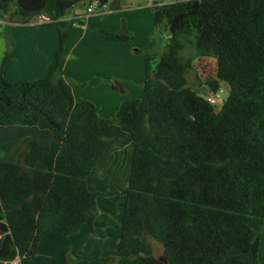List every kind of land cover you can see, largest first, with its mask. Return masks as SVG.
<instances>
[{
	"label": "trees",
	"instance_id": "trees-1",
	"mask_svg": "<svg viewBox=\"0 0 264 264\" xmlns=\"http://www.w3.org/2000/svg\"><path fill=\"white\" fill-rule=\"evenodd\" d=\"M0 0V18L26 24L40 14L57 29L47 74L7 81L0 73V126H35L0 160V264L35 255L44 235H69L96 217L86 179L110 143L130 145L119 242L99 264H258L264 227V0H169L154 5L167 30L161 53L144 55L143 91L124 99L111 118L88 100L75 102L63 77L65 40L80 2ZM109 41L125 42L100 29ZM216 60L220 108L187 84L192 57ZM3 67V66H2ZM1 67V70H2ZM53 141L39 143L38 132ZM107 193L104 195H112ZM160 242L156 257L149 238ZM81 258V257H78ZM166 259L165 261L159 260Z\"/></svg>",
	"mask_w": 264,
	"mask_h": 264
},
{
	"label": "rangeland",
	"instance_id": "rangeland-1",
	"mask_svg": "<svg viewBox=\"0 0 264 264\" xmlns=\"http://www.w3.org/2000/svg\"><path fill=\"white\" fill-rule=\"evenodd\" d=\"M166 1L169 0H119V4L114 10L109 9L110 0L108 1L106 7L101 9L97 7L98 5L96 2H92L90 5L95 8L94 12L96 13V15H93L87 20L84 17H80L79 19L84 24L87 23L86 24V29L88 30L87 36L84 39H82V34L84 32V29L79 27V25H73L74 27H71L68 37L65 40L66 54H65V60L62 65L63 75H65L64 66L66 65L68 59L69 61L67 64V71L72 70L76 73H79L80 70H77V67L83 68V71L79 73V75L83 77L82 78L83 80L76 81L75 79L68 78V81H70L73 85L72 90L74 89L76 91H82L85 88V90L91 91L94 90V88H96V86L99 85L100 83V97L102 99L105 98L106 96V94L103 91L106 89H102V86H104V84H107L110 88H112V85L118 86L117 83L120 81L118 79H121V81H123L129 87V89L130 88H132L133 90L137 89L138 85L135 83L136 82L135 75L138 72V66L139 68H141V75L142 72L144 75V55L154 52L161 53L165 49L167 44V37H168L167 30L165 29L163 24L156 25L154 22V5L156 3H163ZM87 5L88 4L85 2H80L70 10V13L76 12L77 14L83 15ZM13 10H14V6H11L9 12L4 14L3 18H0V51L2 47H4V45L6 48V44L7 47L13 45L14 41L12 39V36L15 37L16 39V37H20V36L28 37L29 34L28 40L31 39V43H33L37 39V36H48L50 32H55V34H57L55 28L56 26L54 24L47 23V24L34 25L28 23L29 25H24L9 20L8 18L13 16L12 14ZM75 22H78V20H76ZM123 24L126 30L125 34L128 35L129 39L128 41L125 42L115 43L116 44L115 46L119 47L118 49H115L116 50L115 59L117 58V61L120 66L109 65L108 68H113L114 70L106 73L105 76H102L100 74V77H96L95 79H93L94 76L92 75L93 74L95 75V73H91V70L95 68V64H97V55L95 54V52L92 53L91 49L93 48L99 49V47L97 46V39L104 40L99 30L105 29L109 32L118 33L120 30H122ZM111 25L115 27V30L107 29V27L113 29ZM7 51L5 49L6 54ZM6 54L3 55L2 58L0 55V59H1L0 68L4 65V59L6 57ZM180 55L183 58L192 57V67L186 70L185 72L187 84L202 95H204L206 92H211L212 90L206 84V81L215 77V70H216L215 58L195 56L194 49L189 44H186L185 48L180 52ZM104 61H105V57L103 53V48L102 46H100L101 73H103L106 70V67L101 65L104 64ZM219 89L222 90L220 92V99L223 100V98H225L227 93V85L225 83H219ZM118 92L120 93V90H118ZM134 93L135 92H133L130 95H134ZM125 95L126 94L121 93V96H125ZM131 97H135V96H131ZM220 105L221 102L218 108H216V110L219 109ZM21 128L28 129L30 127L0 126V160L4 158V155L13 147L14 143L16 142L15 140V137L17 135L16 129L25 130ZM43 132H45L44 134H51V132L48 130H43ZM41 142L44 143L43 138ZM47 143L49 144H47L46 146L51 145V142L48 141ZM107 166H109L111 169L115 168L113 167L114 165H112L111 162H109ZM117 168H119V172L122 173L124 170L123 163L122 165L120 164L117 165ZM91 176L89 177V179L91 178ZM107 180L101 179L100 183L102 187L105 188V187H110L112 185L111 182H108L107 185L106 183ZM120 196L121 193H119L118 190V192L115 193L114 196L115 200L112 199V201H114L113 202L114 210H116L115 205L119 199L117 197ZM102 197L105 198V195L102 194ZM104 203L106 206V201ZM108 207H110V205H108ZM108 212H103L102 214L104 218L110 219L108 227H110L111 232H114L119 226L118 214L114 213L112 215ZM102 228H103V224L101 223L100 231H102L101 230ZM81 234L82 235H79L81 236L80 237L81 239H85L89 241L90 239L89 231L86 230L85 233L83 231V233ZM45 236L46 237L43 236V238H50L49 236L62 237L63 235L49 234ZM149 240L153 245L154 255L156 257L161 256L163 253L162 244L151 237L149 238ZM87 241H82L81 243L83 244L84 242L85 244ZM40 242H44V241L38 242V247L36 248L35 255L28 258L26 264H73L72 262H68L67 260L64 263L60 262L59 258L63 257V255L59 256L57 252L58 250H56V248L54 247H45V248L42 247L43 243L39 245ZM94 246H95L94 249L98 250L97 244L95 242L94 243L88 242L87 248L92 249ZM80 260H84L85 262L81 261L84 262V264L89 263L86 261L97 262L96 260H91L86 258H80ZM97 264L99 263L97 262Z\"/></svg>",
	"mask_w": 264,
	"mask_h": 264
},
{
	"label": "crops",
	"instance_id": "crops-1",
	"mask_svg": "<svg viewBox=\"0 0 264 264\" xmlns=\"http://www.w3.org/2000/svg\"><path fill=\"white\" fill-rule=\"evenodd\" d=\"M111 2L112 0H110V3ZM70 10L67 12L66 19L78 17L81 15V14H77L76 12L70 13ZM86 24H84L83 26H79L84 29V32L82 34V39H84L88 34V30L86 29ZM24 25H29V24L26 23ZM111 26L113 29H111L110 27H107V29L115 30V27L113 25ZM56 33H57V29H56ZM28 38H29V34L28 37L20 36V37H16V39L15 37L12 36V39L14 41L13 45L7 47L6 44V48L4 45V47H2L0 51V55L2 58L3 55L6 54L5 49L6 51L8 50L6 57L4 59V65L2 67V70L0 68V73H2L3 77L9 82H15L18 80H33L36 78L44 77L47 74V65L53 59L54 54L58 48V34H55V32H50L48 36H37V39L33 43H31V39L28 40ZM103 39L104 40L97 39V46L99 47V49L96 48L91 49L92 53L95 52V54L97 55V64H95V68L91 70V73H95V75L94 74L92 75L94 76L93 79H95L96 77H100V74L102 76H105L106 73L114 70L113 68H108L109 65L120 66L117 61V58L115 59L116 56L115 49L119 48L118 46H115L116 45L115 43H117V41H109L106 40L105 38ZM100 46H102L103 48V53L105 57L104 64H101L106 67V70L103 73L100 72ZM68 61L69 59L67 60L66 65L64 66L65 75H63L62 72L63 62L61 64L60 70L63 77L66 78L67 80L68 78L75 79L76 81L83 80L82 79L83 77L79 75V73L83 71V68L77 67V70H80L79 73H76L72 70L67 71ZM118 80H120L117 83L118 86L112 85V88H110L107 84H104V86H102V89H106L103 90L104 93L106 94L105 98L101 99L100 97V83H99V85H97L96 88H94V90L91 91L85 90V88L82 91H76L73 89L72 90L73 99L75 102L81 100H88L97 107L98 115L100 117L111 118L110 116L114 114L116 108L124 99L130 98L131 96L139 97L142 95L141 91H143L144 75L143 72L141 75V68H139V66H138V72L135 75V81H136L135 83L138 85L137 89L135 90H133L132 88L129 89V87L123 81H121V79ZM118 90H120V93L118 92ZM133 92H135L134 95H130ZM121 93L126 95L121 96ZM10 126H22V125H10ZM29 127L30 128L28 129L21 128L25 130L16 129V134H17L15 137L16 142L23 137L32 136L36 132L35 126H29ZM43 130H47V129L39 130L38 137L40 143L46 146L47 144H49L47 143L48 141L52 143L53 135L52 133L44 134L45 132H43ZM42 138L44 139V143L41 142ZM130 155H131L130 145H119L117 143H110L107 149L105 150V152L100 157L94 171L86 179L87 187L90 191L99 192L102 194L113 193L112 195H105V198H103L102 195H98L96 197V217L93 223L91 225L83 224L76 232L69 235H63L62 237L59 236H49L50 238L42 237L41 238L42 240L40 241H44V242H40L39 245L43 243L42 247L44 248L45 247L56 248V250H58L57 251L58 255L59 256L63 255V257L59 258L60 262L64 263L67 260L68 262H72L73 264H84L85 261L80 260V258L78 257L81 258L97 257L105 252L114 251L117 248L119 242L120 224H121L120 220L123 213L124 202H125V196L121 193V190L125 188L127 183ZM109 162H111L112 165H114L113 167L115 168L111 169L109 166H107ZM122 163L124 166V170L121 173L119 172V168H117V165L119 164L122 165ZM90 176L91 178L89 179ZM101 179H106V180L108 179L106 181L107 185L108 182H111L112 185L110 187H105V188L102 187L100 183ZM118 190L119 193H121V196L117 197L119 199L115 205L116 210H114L113 208L114 201H112V199L115 200L114 196L115 193L118 192ZM105 201H106V206L104 203ZM108 205H110V207H108ZM103 212H108L112 215L114 213L118 214L119 226L117 227L116 231L114 232L110 231V227H108L110 219L104 218L102 214ZM101 223L103 224V228L101 229L102 231H100ZM86 230L90 232L89 241L85 239H81L80 238L81 236H79L82 235L81 233H83V231L85 233ZM55 235H60V234H55ZM44 237L46 236L44 235ZM82 241H87L85 243L87 245L88 242L91 243L95 242L97 244L98 250L94 249L95 246L92 249H88L87 245H85L84 242H83L84 245L81 243ZM86 262H89L87 264H97V262L95 261H86ZM258 264H264V227L260 234Z\"/></svg>",
	"mask_w": 264,
	"mask_h": 264
},
{
	"label": "built area",
	"instance_id": "built-area-1",
	"mask_svg": "<svg viewBox=\"0 0 264 264\" xmlns=\"http://www.w3.org/2000/svg\"><path fill=\"white\" fill-rule=\"evenodd\" d=\"M98 5V4H97ZM107 4L105 5H98L97 7H99L100 9L101 8H105ZM94 7L91 6L90 4H88L86 6V10L84 12L83 15H80L78 17H73V18H68V19H72L74 20L73 22V25H79V26H83L84 23L82 21H80V17H84L86 20L89 19L90 17H92L93 15H96V13L94 12ZM76 20H78V22H75ZM51 20L43 15V14H40V15H37L35 17H33L29 23L31 24H34V25H39V24H47V23H50ZM222 90L218 88V90H216L215 92L211 91V92H206L203 96L204 98L206 99V101L208 103H210L216 110V108H218L220 102L222 99H220V92ZM220 108V107H219ZM21 261H22V257L20 256H16L13 260L11 261H4L2 262L1 264H21Z\"/></svg>",
	"mask_w": 264,
	"mask_h": 264
},
{
	"label": "water",
	"instance_id": "water-1",
	"mask_svg": "<svg viewBox=\"0 0 264 264\" xmlns=\"http://www.w3.org/2000/svg\"><path fill=\"white\" fill-rule=\"evenodd\" d=\"M118 4H119V0H112V2L109 4V9L110 10H114L118 6ZM125 33H126V30H125V27H124V24H123L122 30H120L118 32V34L119 35H125ZM221 103H222V100H221ZM159 260L165 261L166 259L165 258L164 259L159 258Z\"/></svg>",
	"mask_w": 264,
	"mask_h": 264
}]
</instances>
